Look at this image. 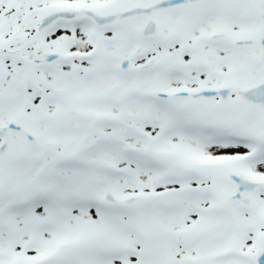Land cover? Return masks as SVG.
Here are the masks:
<instances>
[{
  "label": "snow or ice",
  "instance_id": "obj_1",
  "mask_svg": "<svg viewBox=\"0 0 264 264\" xmlns=\"http://www.w3.org/2000/svg\"><path fill=\"white\" fill-rule=\"evenodd\" d=\"M0 264H264V0H0Z\"/></svg>",
  "mask_w": 264,
  "mask_h": 264
}]
</instances>
